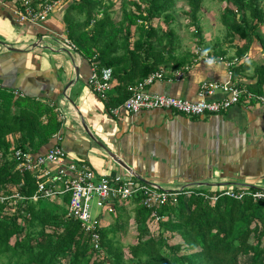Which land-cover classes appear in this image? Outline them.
I'll use <instances>...</instances> for the list:
<instances>
[{
    "label": "trees",
    "instance_id": "trees-1",
    "mask_svg": "<svg viewBox=\"0 0 264 264\" xmlns=\"http://www.w3.org/2000/svg\"><path fill=\"white\" fill-rule=\"evenodd\" d=\"M53 1L58 0L36 4ZM187 1L196 21L202 0ZM220 1L225 5L222 24L231 35L245 41L238 54L243 56L255 40L264 46L262 0ZM170 3L171 0H150L143 9L134 3L139 12L126 13L123 20L116 22L108 14L113 4L69 0L64 15L67 38L99 69L111 68L118 83L116 94H109L108 106L123 103L129 95L128 87L151 73L162 68L182 70L189 64L190 53L180 56L174 52V33L168 31L169 40L164 43L151 24L166 12ZM80 16L84 17L82 21ZM132 27L138 33L134 42ZM261 70L264 73V65L257 69V74ZM259 82L262 84L263 80ZM14 109L18 112L13 113ZM62 127L54 106L0 90V196L18 193L25 198L15 199L13 205V198L0 200V264H240L242 257H251L250 264H264V200L252 196L242 200L221 196L212 202L198 194L181 195L177 204L157 210L166 217L159 223L158 236L140 233L138 242L126 251L130 256L117 237L118 230L125 231V225L117 221L126 210L123 203L118 214L117 203V212L112 214L117 220L113 226L99 227V248L95 249L81 223L66 216L69 195L55 200H32L38 188L35 175L16 169L13 158L8 161L13 153L10 135H19L15 148L36 154L51 144ZM201 191L207 192L206 188ZM51 201L55 203L54 209L49 207ZM132 203L137 223L151 220L153 210L144 207L139 197Z\"/></svg>",
    "mask_w": 264,
    "mask_h": 264
},
{
    "label": "crops",
    "instance_id": "crops-1",
    "mask_svg": "<svg viewBox=\"0 0 264 264\" xmlns=\"http://www.w3.org/2000/svg\"><path fill=\"white\" fill-rule=\"evenodd\" d=\"M58 1L48 19L35 24L21 21L17 15L21 0H0V90L54 106L62 122L58 137L42 151L57 145L70 160L86 163L98 177L127 176L116 157L144 180L166 189L218 190L231 185L264 189V106L244 103L203 117L162 109L109 117L108 103L88 86L90 60L59 43L67 37L64 15L69 0ZM244 44L238 38L216 49L203 48L226 62L196 63L194 48L185 65L190 68L180 81L169 80L178 70L165 68L167 79L154 83L150 91L196 102L204 81L225 83L231 79L263 93L264 73L257 74V69L264 65V46L255 40L240 56ZM117 85L113 80L112 96ZM223 96L218 91L209 99ZM18 139V134L8 137L12 149ZM103 225L107 226L105 219Z\"/></svg>",
    "mask_w": 264,
    "mask_h": 264
},
{
    "label": "built area",
    "instance_id": "built-area-1",
    "mask_svg": "<svg viewBox=\"0 0 264 264\" xmlns=\"http://www.w3.org/2000/svg\"><path fill=\"white\" fill-rule=\"evenodd\" d=\"M59 1L36 4L33 0H21V8L17 11L21 21L39 24L57 9ZM62 48L69 51H77L76 45L67 37L59 40ZM194 62H226L225 58L215 57L209 52L198 48L194 52ZM231 65V63L229 64ZM189 66L178 70L169 80L180 81L189 70ZM229 72L230 77L233 75ZM167 79L165 69L153 72L127 89L128 98L117 106H107L106 113L109 117L119 118L124 115H133L144 110L162 109L180 113L189 117H203L206 115L221 114L231 107L239 104H258L264 106V92L256 93L246 86L234 83L231 79L225 83H213L204 81L199 91V100L192 102L173 96L152 93L150 87L157 81ZM114 75L111 68L99 69L92 64L88 86L103 101H109V92L113 87ZM218 91L225 96L218 100H210ZM54 137H58L55 135ZM12 158L16 162V169L21 172H30L35 175L37 191L32 200L61 199L69 195L70 201L66 216L74 218L81 223L82 229L91 236V242L95 249L99 248V227L103 226L106 215L116 214V205L133 202L135 198L141 199V204L149 210H153L151 220L159 224L166 220L160 216L158 209L169 204H177L181 195L198 194L215 202L221 196H227L236 200H242L246 196H252L255 200H264V189L252 191L249 187L225 186L218 190L203 192L200 188L164 189L155 184H147L137 180L128 173L127 176L103 175L97 176L95 171L86 163L70 160L66 151L60 146H53L39 153H32L21 148H14ZM54 165V169L49 168ZM200 190V192H198ZM213 194H210L212 193ZM25 199L18 193L12 197L0 196V200ZM92 202L102 210V215L92 213Z\"/></svg>",
    "mask_w": 264,
    "mask_h": 264
},
{
    "label": "rangeland",
    "instance_id": "rangeland-1",
    "mask_svg": "<svg viewBox=\"0 0 264 264\" xmlns=\"http://www.w3.org/2000/svg\"><path fill=\"white\" fill-rule=\"evenodd\" d=\"M66 1V0H65ZM105 6L113 4L112 8L108 11L109 17L112 21L120 22L123 20L125 14L138 13L137 7L134 3H137L143 7L148 6L150 0H102ZM224 3L220 0H202L200 11L197 14L196 21L191 17V6L187 0H171L169 7L163 15L155 17L151 24L159 31L163 37V42L166 43L169 38L167 32L171 31L174 33L173 42L175 45V54L178 55L183 53H190L194 48H215L221 45L233 44L236 42L238 37L231 35L221 22V17L224 11ZM261 6L264 9V0L261 1ZM165 15L168 18H165ZM101 17V16H100ZM81 21L84 19L80 16ZM125 27V26H124ZM126 28V27H125ZM133 35L131 41L134 42L137 39V30L132 27ZM125 34V31L122 35ZM261 34L264 40V27L261 28ZM186 51V52H184ZM9 157L8 161H11ZM164 188V187H162ZM15 190L14 187H11ZM166 189V188H164ZM52 202V201H51ZM49 204L50 208L54 209V201ZM132 202L122 205L126 208L125 212L121 213L120 220L117 221L122 225H125V231L118 230L117 237L120 240V245L123 249L128 251L130 245H135L138 242L140 233L145 232L146 234L158 236L160 232L159 224L148 219L144 224L136 222V213L134 207L131 205ZM92 213H98L102 215V210L96 207V203L92 202ZM118 207V208H119ZM56 210V209H55ZM121 211V207L118 209V214ZM117 218L112 215H106L105 221L107 226H113ZM123 220V222H122ZM121 221V222H120ZM105 224V223H104ZM148 231V232H147ZM14 241V240H13ZM176 240H172V243ZM130 256V253H126ZM252 261L251 257H242L240 264H250Z\"/></svg>",
    "mask_w": 264,
    "mask_h": 264
},
{
    "label": "water",
    "instance_id": "water-1",
    "mask_svg": "<svg viewBox=\"0 0 264 264\" xmlns=\"http://www.w3.org/2000/svg\"><path fill=\"white\" fill-rule=\"evenodd\" d=\"M51 148V147H50ZM49 149V148H47ZM114 156V155H113ZM115 159L116 162H118L119 164H121L127 171L129 174H131L132 176H134L137 180L143 182V183H147V184H151L150 182L144 180L143 178H141L140 175H138L135 171H133L128 165L122 163L119 159H117L116 157H113Z\"/></svg>",
    "mask_w": 264,
    "mask_h": 264
}]
</instances>
